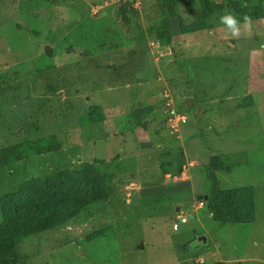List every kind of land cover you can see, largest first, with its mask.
<instances>
[{
	"label": "rangeland",
	"instance_id": "rangeland-1",
	"mask_svg": "<svg viewBox=\"0 0 264 264\" xmlns=\"http://www.w3.org/2000/svg\"><path fill=\"white\" fill-rule=\"evenodd\" d=\"M163 2L0 0V150L61 144L0 170V199L60 172L97 171L106 188L88 210L23 239L24 264H264V6L180 0L169 41L150 34L168 18ZM207 3L224 9L203 22ZM227 12L241 21L237 38L220 21ZM91 113L95 123L84 121ZM215 155L227 165L222 191L239 204L235 224L197 201L211 191Z\"/></svg>",
	"mask_w": 264,
	"mask_h": 264
},
{
	"label": "trees",
	"instance_id": "trees-1",
	"mask_svg": "<svg viewBox=\"0 0 264 264\" xmlns=\"http://www.w3.org/2000/svg\"><path fill=\"white\" fill-rule=\"evenodd\" d=\"M163 1L161 10L168 14V18L164 19L160 26L150 30V34L154 33L170 41L173 37L170 18L177 17L176 9L180 0ZM258 3L264 6V0H258ZM229 7L240 14L244 13L240 4L231 3ZM188 9L190 10L189 7ZM223 9L222 4L207 3L204 12L196 16L198 20L204 22ZM120 11L126 20L127 9L121 7ZM83 56L89 58L91 67L102 68L88 53ZM114 68L118 72L117 66ZM30 74L26 71L25 76ZM132 110L136 126L146 131L150 122H143L141 115L144 112L140 104L134 102ZM84 121L95 123L96 118L91 113ZM60 150L61 144L55 136L41 140H26L0 150V170L31 157L56 154ZM226 166V162L219 155L210 159L208 179L212 185L208 196L213 203L212 210L215 212L216 220L221 224H235L242 221L237 212L239 204L236 198L222 191L217 175L219 171L225 170ZM104 183L103 177L99 176L97 171H94L90 178L87 174L60 172L53 176L27 181L19 189L1 197L0 264H24L26 258L18 252L19 243L25 238L53 230L78 216L81 211L88 210L91 204L103 199L106 190Z\"/></svg>",
	"mask_w": 264,
	"mask_h": 264
},
{
	"label": "clouds",
	"instance_id": "clouds-1",
	"mask_svg": "<svg viewBox=\"0 0 264 264\" xmlns=\"http://www.w3.org/2000/svg\"><path fill=\"white\" fill-rule=\"evenodd\" d=\"M221 23H223L228 29L230 35L234 38H237L241 34V21L237 19V17L231 12H227L220 17ZM243 23L249 29L251 28V17L248 15H244Z\"/></svg>",
	"mask_w": 264,
	"mask_h": 264
},
{
	"label": "water",
	"instance_id": "water-1",
	"mask_svg": "<svg viewBox=\"0 0 264 264\" xmlns=\"http://www.w3.org/2000/svg\"><path fill=\"white\" fill-rule=\"evenodd\" d=\"M43 51L46 54L47 57L51 58L54 54V48L51 46V42L50 40H47L46 44L43 46ZM191 102H193V100H191ZM198 200H205L208 201L209 200V196H199ZM202 241H206L205 238H201Z\"/></svg>",
	"mask_w": 264,
	"mask_h": 264
},
{
	"label": "built area",
	"instance_id": "built-area-1",
	"mask_svg": "<svg viewBox=\"0 0 264 264\" xmlns=\"http://www.w3.org/2000/svg\"><path fill=\"white\" fill-rule=\"evenodd\" d=\"M182 120L185 121V118L178 119V120L174 121V123H172V127H177L178 124H179L178 122H180ZM197 201L199 202V206L203 207L205 201H203V200H197ZM181 221H182L183 224L187 223V219L186 218H181ZM178 228H179V225L178 224H174V229L178 230Z\"/></svg>",
	"mask_w": 264,
	"mask_h": 264
}]
</instances>
